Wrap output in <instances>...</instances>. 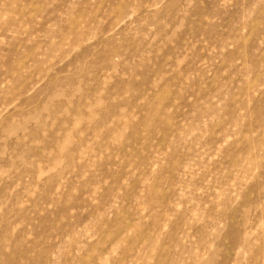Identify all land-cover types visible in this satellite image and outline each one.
<instances>
[{
    "label": "rangeland",
    "instance_id": "1",
    "mask_svg": "<svg viewBox=\"0 0 264 264\" xmlns=\"http://www.w3.org/2000/svg\"><path fill=\"white\" fill-rule=\"evenodd\" d=\"M0 264H264V0H0Z\"/></svg>",
    "mask_w": 264,
    "mask_h": 264
}]
</instances>
